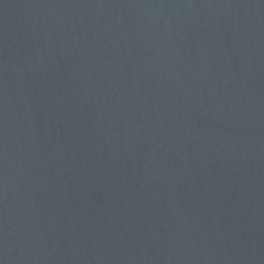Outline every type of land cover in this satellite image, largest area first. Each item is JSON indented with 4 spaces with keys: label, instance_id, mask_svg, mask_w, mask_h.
I'll return each mask as SVG.
<instances>
[{
    "label": "water",
    "instance_id": "obj_1",
    "mask_svg": "<svg viewBox=\"0 0 264 264\" xmlns=\"http://www.w3.org/2000/svg\"><path fill=\"white\" fill-rule=\"evenodd\" d=\"M0 264H264V0H0Z\"/></svg>",
    "mask_w": 264,
    "mask_h": 264
}]
</instances>
